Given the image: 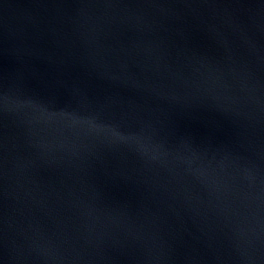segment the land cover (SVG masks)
I'll list each match as a JSON object with an SVG mask.
<instances>
[{
    "label": "water",
    "instance_id": "1",
    "mask_svg": "<svg viewBox=\"0 0 264 264\" xmlns=\"http://www.w3.org/2000/svg\"><path fill=\"white\" fill-rule=\"evenodd\" d=\"M0 264H264V0H0Z\"/></svg>",
    "mask_w": 264,
    "mask_h": 264
}]
</instances>
